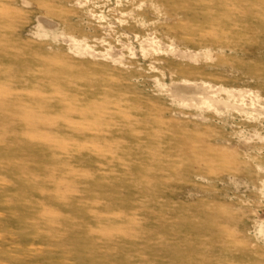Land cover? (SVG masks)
Instances as JSON below:
<instances>
[{"label":"rangeland","instance_id":"rangeland-1","mask_svg":"<svg viewBox=\"0 0 264 264\" xmlns=\"http://www.w3.org/2000/svg\"><path fill=\"white\" fill-rule=\"evenodd\" d=\"M0 264H264V0H0Z\"/></svg>","mask_w":264,"mask_h":264},{"label":"bare ground","instance_id":"bare-ground-1","mask_svg":"<svg viewBox=\"0 0 264 264\" xmlns=\"http://www.w3.org/2000/svg\"><path fill=\"white\" fill-rule=\"evenodd\" d=\"M28 136V135H27Z\"/></svg>","mask_w":264,"mask_h":264}]
</instances>
